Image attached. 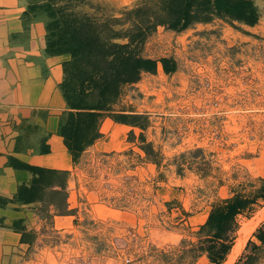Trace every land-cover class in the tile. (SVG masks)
Returning <instances> with one entry per match:
<instances>
[{
    "label": "rangeland",
    "instance_id": "rangeland-1",
    "mask_svg": "<svg viewBox=\"0 0 264 264\" xmlns=\"http://www.w3.org/2000/svg\"><path fill=\"white\" fill-rule=\"evenodd\" d=\"M30 1L45 46L46 24L62 15L113 20L141 0ZM253 1L259 16L252 25L214 18L180 32L163 26L150 32L138 54L173 57L177 69L142 73L121 88L123 105L113 107L147 113L148 125L136 128L133 141L127 135L126 146L85 148L67 180L64 211L27 206L43 223L37 248H29L22 263L70 264L86 257L100 264H214L189 251L202 218L236 194L253 196L264 178V0ZM119 132L128 133L114 132V142ZM140 133L157 152L155 163L140 149ZM90 204L92 214L84 209ZM253 209L243 216L245 224L237 220L236 238L262 214L248 240L264 219V208L252 215ZM253 264H264V245Z\"/></svg>",
    "mask_w": 264,
    "mask_h": 264
},
{
    "label": "trees",
    "instance_id": "trees-1",
    "mask_svg": "<svg viewBox=\"0 0 264 264\" xmlns=\"http://www.w3.org/2000/svg\"><path fill=\"white\" fill-rule=\"evenodd\" d=\"M28 2L25 15L37 20L40 14L33 13L37 6ZM258 16L253 0H141L136 6L124 9L117 19L100 22L85 14L70 13L46 24L45 53L70 55L62 63L59 90L66 109L59 114L57 133L73 161L106 133L109 136L105 140L112 142L114 132L127 131L128 140L133 141L136 128L143 130L148 125L147 113L116 110L113 105L121 88L138 81L142 73L170 75L176 71L173 57L154 59L138 54L139 46L157 26L180 32L214 18L252 25ZM114 23L122 28L116 30ZM138 138L140 149L155 163L157 152L152 144L145 142L142 133ZM25 169L31 177L19 184L14 200L26 205L38 203L45 212L64 211L68 171L32 165H25ZM177 169L181 171L180 164ZM258 200H264V178L253 196L236 194L214 205L199 225V237L189 251L205 255L214 264L224 262L236 238L237 220L246 223L243 216L236 215ZM252 236L259 243L249 238L234 264H253L257 260L264 245V223Z\"/></svg>",
    "mask_w": 264,
    "mask_h": 264
},
{
    "label": "crops",
    "instance_id": "crops-1",
    "mask_svg": "<svg viewBox=\"0 0 264 264\" xmlns=\"http://www.w3.org/2000/svg\"><path fill=\"white\" fill-rule=\"evenodd\" d=\"M27 6L28 0H0V264H29L20 259L40 242L36 233L43 222H37L39 215L27 209L33 204L14 200L19 184L31 177L25 165L67 170L68 182L74 175L75 161L57 133L59 114L66 109L59 90L62 63L70 55L45 53L43 26L25 15ZM120 97L113 107L123 105ZM108 136L106 133L88 148L106 150L128 144L125 132L117 134L116 142L105 140ZM259 201L262 205L257 204ZM258 202L236 217L248 218L246 214L252 207V215L263 209L264 200ZM89 206L84 209L92 214L93 205ZM263 222L264 219L258 226ZM249 238L259 243L252 234Z\"/></svg>",
    "mask_w": 264,
    "mask_h": 264
},
{
    "label": "bare ground",
    "instance_id": "bare-ground-1",
    "mask_svg": "<svg viewBox=\"0 0 264 264\" xmlns=\"http://www.w3.org/2000/svg\"><path fill=\"white\" fill-rule=\"evenodd\" d=\"M262 212V211H260ZM262 216V214H259ZM255 216L252 220L250 225H248L247 229L241 233L239 236H237L235 242L232 245L231 250L226 256V259L224 260L223 264H233L237 256L240 254L242 249L244 248V245L247 240V234L253 229V226L258 223L261 219L260 216ZM256 227V226H255Z\"/></svg>",
    "mask_w": 264,
    "mask_h": 264
},
{
    "label": "built area",
    "instance_id": "built-area-1",
    "mask_svg": "<svg viewBox=\"0 0 264 264\" xmlns=\"http://www.w3.org/2000/svg\"><path fill=\"white\" fill-rule=\"evenodd\" d=\"M70 264H100L99 262H95L90 258H86V257H81L77 260H74L73 262H71Z\"/></svg>",
    "mask_w": 264,
    "mask_h": 264
}]
</instances>
